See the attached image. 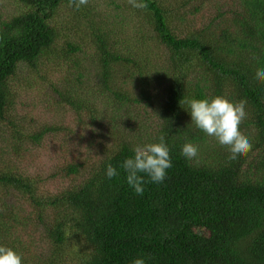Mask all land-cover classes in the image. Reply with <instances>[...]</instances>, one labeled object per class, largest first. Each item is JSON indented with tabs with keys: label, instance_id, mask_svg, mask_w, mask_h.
Wrapping results in <instances>:
<instances>
[{
	"label": "trees",
	"instance_id": "obj_1",
	"mask_svg": "<svg viewBox=\"0 0 264 264\" xmlns=\"http://www.w3.org/2000/svg\"><path fill=\"white\" fill-rule=\"evenodd\" d=\"M1 1L0 146L28 156L0 154V246L22 264H264V0H119L130 52L100 0ZM215 96L247 101L235 161L185 102ZM161 135L172 167L138 195L120 166Z\"/></svg>",
	"mask_w": 264,
	"mask_h": 264
},
{
	"label": "clouds",
	"instance_id": "obj_2",
	"mask_svg": "<svg viewBox=\"0 0 264 264\" xmlns=\"http://www.w3.org/2000/svg\"><path fill=\"white\" fill-rule=\"evenodd\" d=\"M137 9L147 8L144 0H128ZM88 4V0H69V7L77 10ZM255 79L264 83V68L257 69ZM189 105L191 122L207 136L214 138L219 145L229 151V160L246 156L252 150L249 139L241 132L240 125L247 118L246 100L231 102L223 96L211 99H190L185 101ZM134 156L126 158L121 168L126 173V181L136 194L143 195V185L146 182L162 183L166 178V170L172 167L170 150L161 135L158 143H150L134 148ZM198 146L185 143L181 155L188 160L198 157ZM117 169L109 163L106 168L108 178L117 176ZM143 174V175H141ZM145 176L148 180H145ZM0 264H22V257L15 250L0 246ZM132 264H146L145 259L135 258Z\"/></svg>",
	"mask_w": 264,
	"mask_h": 264
},
{
	"label": "rangeland",
	"instance_id": "obj_3",
	"mask_svg": "<svg viewBox=\"0 0 264 264\" xmlns=\"http://www.w3.org/2000/svg\"><path fill=\"white\" fill-rule=\"evenodd\" d=\"M10 1L11 0H2L1 1L2 7L7 8V7L13 5V4H11ZM119 3H120L119 0H114V2H112L110 0H100L99 9L103 11L104 19L111 17V21H109L108 25H116V26H118L119 30H121L120 35H118L119 38L122 39L119 43L121 51H125V50L129 49V51H127V52H130L132 46L130 47L128 41L127 40L123 41L124 37L122 38L123 27H124V25L129 23V22L125 23L126 19H127L126 14H128V13L126 11H122L119 8H117V5H119ZM40 116H41L42 120L39 124H41V125H42L43 121L49 122L51 120L50 119L51 113L48 116H44L42 114ZM65 121H70V120H69V118L68 119L65 118ZM2 150L3 149L0 146V154L2 153L1 159L8 160V158H10V160L12 161L11 164H13L14 166H18V167H21L25 164L26 157L28 156L26 153L22 157H21L22 153L18 154V155L10 156L7 154H3ZM52 157H54V156H48L47 157V155H45V157H44V161H45L47 168L49 167L50 169L55 170V169L59 168L60 166L62 168L64 167V165L60 159H58L56 157H55L56 159H54ZM40 166H41V164H39L37 166V169H39ZM0 167H2L1 162H0ZM7 186L8 187L2 188V197H3L4 201L5 200L12 201V200H14L18 191H17V188H15L13 186V184L8 183ZM29 239H32V238H29Z\"/></svg>",
	"mask_w": 264,
	"mask_h": 264
}]
</instances>
